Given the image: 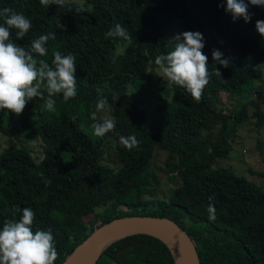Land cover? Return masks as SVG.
<instances>
[{"label":"trees","instance_id":"16d2710c","mask_svg":"<svg viewBox=\"0 0 264 264\" xmlns=\"http://www.w3.org/2000/svg\"><path fill=\"white\" fill-rule=\"evenodd\" d=\"M152 2L146 6L144 0H85L45 7L40 0H0V10L11 8L31 22L22 40L15 39L13 30L12 39L19 46L54 33L48 54L38 59L51 65L53 53L59 51L73 55L77 67V96L67 102L62 94L54 97V112L43 109L39 98L29 101L20 116L0 111V134L20 142L0 152V228L6 219H19L15 206L31 208L33 231H51L58 252L55 264H62L94 229L115 218H168L193 241L200 264H264V191L230 168H214L228 155L236 128L248 119L250 108L256 128L264 127V93L250 99L244 92L258 80L253 69L259 71L264 64V37L256 28V21H264V7L249 4L252 19L245 23L233 21L226 0ZM80 5L87 11L77 14ZM115 24L128 31L131 43L105 37ZM187 31L204 37L210 82L199 103L174 85L162 129L144 127L138 120V103L127 97L126 87L147 73L157 55L172 50L171 38ZM213 50L231 61L228 68L213 60ZM225 91L239 96V107L232 112L220 108L219 96ZM101 96L109 106L95 113ZM93 113L99 121L109 113L114 130L95 136ZM121 135H135L138 147H122ZM107 137L115 144V167L101 161ZM24 139L41 141L39 163ZM155 150L167 153L165 166L179 180L167 201L153 199ZM258 174L264 181V173ZM209 204L216 209L214 221L209 219ZM102 206L107 207L91 220L93 210ZM95 264L173 262L164 244L133 235L108 246Z\"/></svg>","mask_w":264,"mask_h":264},{"label":"clouds","instance_id":"9594fccd","mask_svg":"<svg viewBox=\"0 0 264 264\" xmlns=\"http://www.w3.org/2000/svg\"><path fill=\"white\" fill-rule=\"evenodd\" d=\"M41 5L49 7L68 6V0H40ZM249 4L264 7V0H226V12L233 21L243 19L245 23L251 21ZM77 14L87 9L80 5L75 8ZM0 111H7L20 116L29 101L39 98L44 101L43 109L55 111L54 97L62 94L65 102L77 96L76 88V60L71 54L53 53L51 65L44 59H38L48 54L47 44L55 39L54 33L42 34L30 41L27 47L19 46L13 39H24L31 28L30 20L23 14L11 8L0 10ZM61 28L63 25L58 24ZM259 34L264 37V21H256ZM106 38H121L131 43L132 37L121 25L115 24L106 34ZM172 50L155 57V65L169 84L185 89L199 103L203 91L210 82L208 71V57L203 53L204 37L200 32L187 31L175 35L169 40ZM219 50H213V60L228 68L231 61L223 59ZM264 65L259 66V69ZM216 75L221 76L219 69ZM47 93L45 97L44 93ZM109 106L106 98L101 96L95 104V113L104 112ZM93 113L91 128L97 137H104L115 128L112 119L97 120ZM76 117H73L75 120ZM119 144L131 151L138 147L139 141L135 135L119 136ZM209 219H216V209L209 204ZM14 213L19 219H6L0 228V264H55L58 252L51 231L35 230L33 223L35 213L31 208L14 207Z\"/></svg>","mask_w":264,"mask_h":264},{"label":"rangeland","instance_id":"374dc122","mask_svg":"<svg viewBox=\"0 0 264 264\" xmlns=\"http://www.w3.org/2000/svg\"><path fill=\"white\" fill-rule=\"evenodd\" d=\"M68 2L85 4V0H68ZM144 5H153V2L152 0H144ZM253 71L258 73V80L256 79L244 91L250 94V99H254L257 92L262 91L264 93V66L259 71L256 68ZM173 90L174 84H169L166 79L162 78L155 62H150L147 73L143 77L132 80L126 87V94L130 100L137 101V116L142 126H156L162 129L163 119L170 106ZM238 98L237 93L228 91L221 93L219 96L220 108L226 112L236 110L239 107ZM252 112L253 109L250 108L248 119L236 128L231 139V150L226 158L217 160L214 168H230L235 174L256 183L264 191V181L258 174L264 173V127L262 129L256 128ZM105 118L110 119L111 115L104 113L102 119ZM22 142L28 145L33 159L39 163L43 158L41 141L24 139ZM19 144L20 142L17 140L0 134V152L10 146ZM102 151V163L115 167V144L111 137L105 138ZM166 159V152L155 150L151 163V171L155 175V182L157 183L152 186L153 199L167 201L172 189L179 185V180L175 178V175L168 172L165 166ZM106 207L95 208L90 217L91 220H94ZM90 218H87L86 221H89ZM96 224H99V222Z\"/></svg>","mask_w":264,"mask_h":264},{"label":"water","instance_id":"95a60500","mask_svg":"<svg viewBox=\"0 0 264 264\" xmlns=\"http://www.w3.org/2000/svg\"><path fill=\"white\" fill-rule=\"evenodd\" d=\"M133 235H147L164 244L173 264H200L196 247L182 228L168 218L145 215L119 217L98 226L62 264H95L108 246Z\"/></svg>","mask_w":264,"mask_h":264}]
</instances>
